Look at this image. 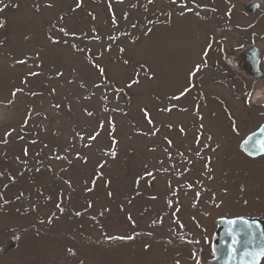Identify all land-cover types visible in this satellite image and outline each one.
I'll use <instances>...</instances> for the list:
<instances>
[{
  "label": "rangeland",
  "instance_id": "374dc122",
  "mask_svg": "<svg viewBox=\"0 0 264 264\" xmlns=\"http://www.w3.org/2000/svg\"><path fill=\"white\" fill-rule=\"evenodd\" d=\"M253 1L0 0V264H207L264 217Z\"/></svg>",
  "mask_w": 264,
  "mask_h": 264
},
{
  "label": "water",
  "instance_id": "95a60500",
  "mask_svg": "<svg viewBox=\"0 0 264 264\" xmlns=\"http://www.w3.org/2000/svg\"><path fill=\"white\" fill-rule=\"evenodd\" d=\"M262 4L260 1H253L249 5L250 11H255ZM243 65L245 69L253 76L262 78L263 73L260 68V50L256 46H249L242 54ZM235 64H239L237 58ZM252 138L251 142L249 138ZM248 138L247 145L250 146L253 154L264 153L262 144H264V127L252 133ZM230 221L235 223L230 224ZM243 221H247L252 225L251 229L245 228L244 231H239L243 225ZM232 228L236 235L237 243L233 245V233L228 231ZM230 247L235 248L233 255H229ZM264 248V217L238 215L233 217H223L219 222V226L215 232V240L213 250L215 256L207 264H252L253 257L245 255L247 251L259 252ZM264 257L258 259V264H261Z\"/></svg>",
  "mask_w": 264,
  "mask_h": 264
},
{
  "label": "snow or ice",
  "instance_id": "6c2138e0",
  "mask_svg": "<svg viewBox=\"0 0 264 264\" xmlns=\"http://www.w3.org/2000/svg\"><path fill=\"white\" fill-rule=\"evenodd\" d=\"M251 140H252V138L250 137V138H249V141L251 142ZM262 150H264V144H262ZM229 223L232 224V223H235V222H234V221H230ZM242 223H243L244 227H242L241 229H239V231H244L245 228H247V229H251V228H252V225H251V224H248L247 221H243ZM228 231H229L230 233H233V245H235V244L237 243V241H236V239H235V235H236V233H235V231H234L232 228H229ZM128 239H131V237H128ZM234 252H235V248H234V247H230L229 255H230V256L233 255ZM245 255H248V256H252V257H253L252 264H258V259H259L260 257H264V248H261V249L259 250V252H255V251H247V252L245 253Z\"/></svg>",
  "mask_w": 264,
  "mask_h": 264
},
{
  "label": "trees",
  "instance_id": "16d2710c",
  "mask_svg": "<svg viewBox=\"0 0 264 264\" xmlns=\"http://www.w3.org/2000/svg\"><path fill=\"white\" fill-rule=\"evenodd\" d=\"M17 238H18V234H14V235H13V243L16 242Z\"/></svg>",
  "mask_w": 264,
  "mask_h": 264
},
{
  "label": "crops",
  "instance_id": "0c3cea01",
  "mask_svg": "<svg viewBox=\"0 0 264 264\" xmlns=\"http://www.w3.org/2000/svg\"><path fill=\"white\" fill-rule=\"evenodd\" d=\"M238 215H245V214H237V215H231V216H226V217H233V216H238ZM251 216V215H249Z\"/></svg>",
  "mask_w": 264,
  "mask_h": 264
},
{
  "label": "bare ground",
  "instance_id": "6f19581e",
  "mask_svg": "<svg viewBox=\"0 0 264 264\" xmlns=\"http://www.w3.org/2000/svg\"><path fill=\"white\" fill-rule=\"evenodd\" d=\"M264 260V259H263Z\"/></svg>",
  "mask_w": 264,
  "mask_h": 264
}]
</instances>
